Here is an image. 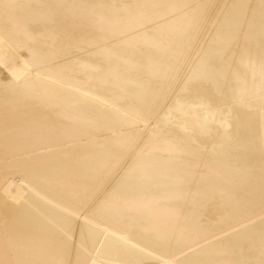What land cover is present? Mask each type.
<instances>
[{"label":"bare ground","instance_id":"obj_1","mask_svg":"<svg viewBox=\"0 0 264 264\" xmlns=\"http://www.w3.org/2000/svg\"><path fill=\"white\" fill-rule=\"evenodd\" d=\"M3 3L0 264H264V0Z\"/></svg>","mask_w":264,"mask_h":264},{"label":"rangeland","instance_id":"obj_2","mask_svg":"<svg viewBox=\"0 0 264 264\" xmlns=\"http://www.w3.org/2000/svg\"><path fill=\"white\" fill-rule=\"evenodd\" d=\"M6 1V2H5ZM3 0V2L4 3H7V2H9V1H11V0ZM1 0H0V3H3ZM3 3V4H4ZM179 12H181V14H183L182 13V10H180ZM184 12V11H183ZM9 16V15H8ZM12 16V15H11ZM11 16H9V17H11ZM12 17H14V16H12ZM8 18L7 17V19L8 20H11V19H13V18ZM15 19V18H14ZM13 19V20H14ZM186 19L189 21V19L186 17ZM12 21V20H11ZM184 20L181 18V17H177V16H175V17H173L171 20H169V21H167L166 22V24L168 25V26H171V27H174V26H176L177 24H182V22H183ZM169 36V34H167L166 36H164V37H168ZM156 46H158V45H156ZM70 144V143H69ZM68 144V145H69ZM54 148L52 147H50V148H47V151H50V150H53ZM1 150V149H0ZM46 150V149H45ZM44 149L42 150V151H45ZM2 151V150H1ZM0 151V156L2 155V152ZM41 150H39L38 152H40ZM19 155V154H18ZM17 154H15V156H18ZM22 155V154H21ZM20 155V156H21ZM10 157H12V155L10 156ZM13 157H14V155H13ZM264 217V210H263V212H261V213H258V214H256V215H254V216H252L251 218H249V219H246V220H244V221H241L240 223H238V224H236L235 225V228L233 229V230H239V229H241V228H244V227H246V226H249L250 224H252V223H254V222H256V221H258L259 219H261V218H263Z\"/></svg>","mask_w":264,"mask_h":264}]
</instances>
